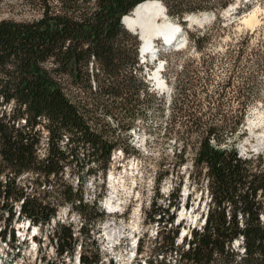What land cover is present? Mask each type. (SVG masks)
Here are the masks:
<instances>
[{
    "label": "trees",
    "instance_id": "obj_1",
    "mask_svg": "<svg viewBox=\"0 0 264 264\" xmlns=\"http://www.w3.org/2000/svg\"><path fill=\"white\" fill-rule=\"evenodd\" d=\"M66 1L71 4L62 10L44 5L33 21L0 20V220L5 214L4 223H10L20 203L16 220L46 229L58 199L77 216L79 235L85 240L93 237L90 232L98 235L96 226L104 214L97 202L104 195L112 152L139 156L129 134L135 122L153 110L167 120L156 130L177 146L172 151L175 166L190 159L188 178L201 193L204 187L209 201L204 223L184 236L180 247L175 243L182 222L171 229L174 217L168 209L153 210L151 221L170 229L158 232L145 262L154 264L159 252L163 260L158 264H264V156L243 158L235 148L246 137L243 127L262 83L264 44L255 42L256 30L234 34L237 21H225L221 15L237 0ZM146 1H160L186 38L183 49L159 51L161 76L171 88L167 101L141 74L140 42L121 24L122 17ZM197 13H213L214 18L209 25L188 29L182 19ZM221 36L227 38L224 49L208 52L207 46ZM187 53L174 70L173 60ZM219 65H225L226 79L211 91L210 71ZM234 78L240 79L236 86ZM229 94L234 107L219 102ZM65 170L76 175V186L63 179ZM169 172L155 178L157 186ZM28 175L31 180L21 182ZM84 175L103 181L92 205L79 191ZM181 185L182 178L173 201L169 199L174 209ZM46 237L56 260L77 241L71 226L62 222ZM6 239L13 247L14 230L4 225L0 242ZM88 247L90 255L84 248L79 264H100L94 239ZM172 251L173 262L166 263L164 254Z\"/></svg>",
    "mask_w": 264,
    "mask_h": 264
},
{
    "label": "rangeland",
    "instance_id": "obj_2",
    "mask_svg": "<svg viewBox=\"0 0 264 264\" xmlns=\"http://www.w3.org/2000/svg\"><path fill=\"white\" fill-rule=\"evenodd\" d=\"M70 4L66 0L64 2L62 0H0V20H13L17 22L33 21L39 18L44 5H48L54 9L56 8V10H62V7H69ZM234 4H236L235 7ZM231 5L234 9L231 11L228 10L229 12L227 11V14L223 15V18L225 21H237L233 29L234 34H242L256 30L255 42L262 41L264 44V0H243L242 2L237 0ZM232 7L230 6V8ZM208 14L210 13L193 14L196 19L199 18L202 20L204 18L203 20H205L200 26H193L202 27L209 25L212 22V18ZM205 15L206 18L204 17ZM166 21L179 26V22L171 18H166ZM136 35L138 36V34ZM175 39L170 47L164 46L161 39H155L154 47L158 50V54L159 51L163 50L183 49L184 45H182V40L184 39L182 35ZM226 41L227 38L221 36L208 45L206 49L208 52H218L224 49ZM185 55V57L180 56L173 60L174 70L178 71L180 69L188 53ZM159 62L161 60L158 56L156 60H152L150 59V55L147 54L141 59L139 65L142 67L141 74L148 82L151 90L162 95L164 100L167 101L171 92L170 85L166 82L164 83L165 80L162 76L160 79L164 81L160 84L154 78V74L158 72L156 70ZM223 68H225V65L214 66L210 71L212 75L209 90H215L216 86L226 79ZM259 74H261L259 79L262 83L260 87L257 86V98L246 117L247 123H245V129L243 127V131L246 132V137L238 141L235 147L238 155L243 158L260 154L264 156V145L263 147L258 146L259 143H264V71ZM158 76H160L159 73ZM172 77L173 75H171L170 80H172ZM200 77H202V74H200ZM239 81L240 79L237 80V78H234L233 85H238ZM230 90H233V86L230 87ZM231 95H227L219 102L234 107L236 102L229 100ZM6 111H8L7 108ZM151 111L145 119H139L135 122L133 130L129 134L132 137L130 146L138 151L139 156L127 157L120 149L112 152L109 169L104 179V195L97 202L99 211L104 214L103 223L96 226L100 230L99 234L90 232V235L93 234L90 240H85L83 235H79L77 231L80 223L77 216L69 211L68 205H62L58 199L52 203V205H56L58 208L49 226L46 229H39L38 226H32L34 229H37L36 233H34L32 228L28 229L26 226V223H29L27 219L16 220L18 203L13 210L16 212L15 217L10 223H4V219L6 218L5 214H3L0 220V228H3L5 225L8 230L13 229L16 239L13 247L10 246L7 239L4 242H0V264H78L76 262L77 257L83 252L84 248L87 249L88 255H90L91 248L88 247V243L92 239L95 240L98 246L99 257L101 258L100 264H147L145 258L153 250L154 241L158 232L165 228L167 230L170 229L169 225L164 227V222L157 224L151 221L153 218V210L157 208L168 209L169 216L174 217L171 229H175L177 224L182 222V226L179 227L178 239L175 243L178 247L182 246L183 238L181 239V234L183 230L185 232L187 231L189 235L193 228L199 227L201 217L204 216L207 210L206 204L209 198L206 196L204 187L201 193V189L197 187L191 178H188V173L191 170L190 159L181 167L177 168L175 166L177 161L172 156V151L177 149V146L174 145L172 140L166 141L162 139L156 130L157 127L164 126L167 120L166 118H158L154 114V111ZM250 122L252 125L256 124L258 126L251 129V132L248 129ZM149 130L151 133H147ZM41 142L44 143V141ZM43 147L44 145L42 144L40 149L41 156L44 152ZM91 166L93 165H89V167ZM262 167H264V164ZM166 170L170 171L169 175L157 186L155 178L158 175H162ZM180 177L182 178V185L179 192L180 203L178 209H174L169 206V199L171 198V202L173 201L172 199L176 195V187L181 179ZM193 178H197V174H194ZM20 179L21 182L26 183L31 180V176H23ZM63 179L72 184L73 187L76 186V175H70L69 170L64 171ZM83 182L79 191L83 192L84 201L92 205L98 194V185L103 183V181L97 176L94 178L84 175ZM77 187L80 186L78 185ZM112 188L116 189L112 190ZM48 189L50 187L45 188V190ZM39 190H43V187ZM111 191L116 192H114V197L118 200L117 204H122L121 207L119 206V212L114 214H110L105 207V200L111 195ZM27 192L33 193V190L29 188ZM261 216L264 218V214ZM158 217L156 216V218ZM160 219H162V216ZM57 222H62L67 226L70 225L74 235L77 237L73 249L70 252L64 253L58 260H56L55 250L50 244L49 238L46 237V234L49 233L50 229ZM110 225L112 226V233L115 230H119L122 226L126 227V240H122L113 248L102 237L103 228ZM136 237H138V243L135 255L132 258L133 255H130L133 251L131 244L132 240ZM85 243L86 247L84 246ZM80 244L83 246L82 249H79ZM162 255V253L156 252L157 264L163 260ZM164 258L166 263H172L174 252H167L164 254ZM156 261L154 264H156Z\"/></svg>",
    "mask_w": 264,
    "mask_h": 264
},
{
    "label": "bare ground",
    "instance_id": "obj_3",
    "mask_svg": "<svg viewBox=\"0 0 264 264\" xmlns=\"http://www.w3.org/2000/svg\"><path fill=\"white\" fill-rule=\"evenodd\" d=\"M234 7H232L231 10L234 9ZM229 8L230 7L225 10L226 13ZM166 18L167 17L164 12V6L161 4V2L146 1L137 5L129 15L123 17L122 25L129 32L131 31V33L138 34L139 41L141 43L139 50L144 56L147 54L149 55L152 49H155V39L164 40L166 43L171 45L172 43H174V40H176L175 38H178V36L181 37L182 34L178 32L180 26L166 21ZM198 19H196L195 16H192L191 18L192 22L197 21ZM154 78L159 84L163 82L160 79V76H158V72L154 74ZM256 127H258L256 126V124L252 125V123L250 122L248 129L251 132V129ZM263 145L264 143H259L258 146L263 147ZM115 189L112 188V190ZM114 192L115 191H111V195L108 196L105 200V207L106 209H108L110 214L119 212V206H122L121 203L117 204L118 200L115 199ZM111 227L112 226L110 225L103 228L102 237L104 238V241H107L108 245L113 248L114 246H117V244L122 240H126V227L122 226L121 228H119V230H115L113 233L111 232ZM77 260H79V256L77 257Z\"/></svg>",
    "mask_w": 264,
    "mask_h": 264
},
{
    "label": "water",
    "instance_id": "obj_4",
    "mask_svg": "<svg viewBox=\"0 0 264 264\" xmlns=\"http://www.w3.org/2000/svg\"><path fill=\"white\" fill-rule=\"evenodd\" d=\"M160 2V1H159ZM164 12H166V9H165V7H164ZM223 14L225 15L226 14V12L224 11L223 12ZM166 15V14H165ZM192 16H194L193 14H190V15H188V16H186L185 18H183V20L182 21H186V22H188V28L189 27H192L193 25H199L200 26V24H202L205 20H203L204 18H202V20H200V19H198L197 21H193L192 22V20H191V18H192ZM211 16H213V14H211ZM122 19H123V17H122ZM122 19H121V24H122ZM181 26H180V29H179V31L181 30ZM133 34H135V33H133ZM136 35V34H135ZM139 38V37H138ZM162 69H160V70H158V72H159V75H161L160 74V71H161ZM245 123H247L246 121H245ZM244 129H245V127H244ZM203 221H204V219L202 220V223H203Z\"/></svg>",
    "mask_w": 264,
    "mask_h": 264
},
{
    "label": "built area",
    "instance_id": "obj_5",
    "mask_svg": "<svg viewBox=\"0 0 264 264\" xmlns=\"http://www.w3.org/2000/svg\"><path fill=\"white\" fill-rule=\"evenodd\" d=\"M19 205H20V203H19ZM18 209H19V206H18ZM80 249V248H79Z\"/></svg>",
    "mask_w": 264,
    "mask_h": 264
}]
</instances>
